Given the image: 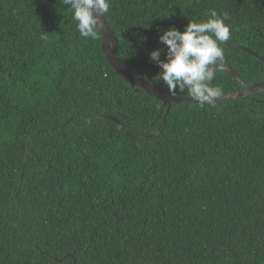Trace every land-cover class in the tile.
<instances>
[{"label":"trees","instance_id":"obj_1","mask_svg":"<svg viewBox=\"0 0 264 264\" xmlns=\"http://www.w3.org/2000/svg\"><path fill=\"white\" fill-rule=\"evenodd\" d=\"M209 9L230 17L223 57L243 81L219 67L212 85L264 82L230 48L264 57V0H110L104 18L118 59L166 89L159 33ZM0 264H264V94L170 106L59 0H0Z\"/></svg>","mask_w":264,"mask_h":264},{"label":"clouds","instance_id":"obj_2","mask_svg":"<svg viewBox=\"0 0 264 264\" xmlns=\"http://www.w3.org/2000/svg\"><path fill=\"white\" fill-rule=\"evenodd\" d=\"M61 6L72 10L76 31L85 39L95 41L99 36L101 18L110 9V0H59ZM203 19H189L183 31L172 26L159 33V40L167 46L164 58L161 50L149 53L159 71L152 78L168 95L186 92L201 108L213 106L222 95L219 86L212 85L215 66L223 60L222 45L232 39L227 12L216 9L205 12ZM46 34L40 39L46 40ZM179 90V91H178Z\"/></svg>","mask_w":264,"mask_h":264},{"label":"water","instance_id":"obj_3","mask_svg":"<svg viewBox=\"0 0 264 264\" xmlns=\"http://www.w3.org/2000/svg\"><path fill=\"white\" fill-rule=\"evenodd\" d=\"M99 31L102 33L103 38H104V49L107 52V57L111 63V65L114 67V69L118 72V74L125 79L127 82L135 85V86H139L141 88H144L146 90V92H148L151 95H155L157 96L160 100L169 103L170 106L172 103L174 102H189V103H196L192 98H187L184 96H181L182 93L184 92H180L177 93L175 96H170L168 95V92L166 89L161 88L160 86L150 83L144 79L141 78V76L136 73L133 69H131L130 67L126 66L124 63H122L119 59H118V51H119V40L116 37V35L114 34L113 30L110 29L105 21V18L102 17L101 21H100V27H99ZM240 48L246 52H249L250 54L255 55L256 57L260 58L263 62L264 59L258 55L257 53H255L254 51L250 50L248 47L246 46H241V45H235V44H231L230 48ZM225 60H226V55H224L223 60L217 64L214 68V78L215 79L216 75H217V70L219 67H224L226 68V70L234 75L237 79H240V76L233 70L228 69L225 65ZM212 80V81H213ZM262 88V85L257 86ZM256 87V88H257ZM255 87L249 88V89H254ZM249 89L247 91H249ZM179 91V90H178ZM186 92V89H185ZM247 97V94H240V93H234V94H229L227 92H222V95L216 100V102H220L222 100L225 99H244Z\"/></svg>","mask_w":264,"mask_h":264},{"label":"flooded vegetation","instance_id":"obj_4","mask_svg":"<svg viewBox=\"0 0 264 264\" xmlns=\"http://www.w3.org/2000/svg\"><path fill=\"white\" fill-rule=\"evenodd\" d=\"M262 58L264 59V57H262ZM262 67H264V62L263 61H262ZM242 82L243 81H242L241 78L238 79V83H242ZM260 85H262V88L257 87V86H260ZM252 87H255V88L253 90L252 89H249V88H252ZM248 89H249V91H247ZM234 93H240L242 95L246 93L247 94V97H250V96H253V95L254 96H261V95L264 94V82L259 83V84H252V85H249V84L244 83V85L242 86V90H239V88H238L235 92L229 93V94H234ZM258 101L259 102H263L262 100H258Z\"/></svg>","mask_w":264,"mask_h":264}]
</instances>
